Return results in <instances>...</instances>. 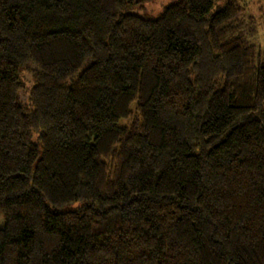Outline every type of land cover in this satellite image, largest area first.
<instances>
[{"label":"trees","instance_id":"16d2710c","mask_svg":"<svg viewBox=\"0 0 264 264\" xmlns=\"http://www.w3.org/2000/svg\"><path fill=\"white\" fill-rule=\"evenodd\" d=\"M151 2L0 0V264H264V0Z\"/></svg>","mask_w":264,"mask_h":264},{"label":"rangeland","instance_id":"374dc122","mask_svg":"<svg viewBox=\"0 0 264 264\" xmlns=\"http://www.w3.org/2000/svg\"><path fill=\"white\" fill-rule=\"evenodd\" d=\"M175 1L177 0H153V2L147 5V10L150 13L157 15L164 6L169 5ZM256 1L257 0H243V3L248 5L250 13H256L255 10L258 8V5H255ZM71 207L72 206H70V208ZM0 225H1V221H0Z\"/></svg>","mask_w":264,"mask_h":264}]
</instances>
